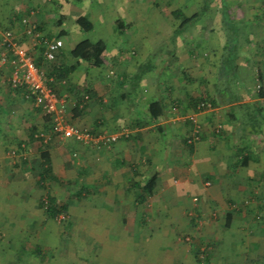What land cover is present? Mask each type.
Listing matches in <instances>:
<instances>
[{"label":"crops","instance_id":"1","mask_svg":"<svg viewBox=\"0 0 264 264\" xmlns=\"http://www.w3.org/2000/svg\"><path fill=\"white\" fill-rule=\"evenodd\" d=\"M255 2L258 5L249 6L243 11L235 10L238 15L233 17L234 21L242 26V29H246L247 26L253 30L252 34L256 37L253 42L255 46L253 52L250 53L247 50L240 52L238 50L236 72L241 81L235 90L237 100L234 102L221 98L216 86L213 87L212 83L203 90L197 91L195 89H180V86L172 92H170V87L157 89L154 92L156 98L151 100L162 99L166 104L167 112L158 122L144 125L142 118L145 117V108L151 101L146 97L147 93L144 88L146 78H142L139 82L136 89L139 90V96L131 98L132 103L129 107L122 110L114 104L116 98H121L114 92L117 86L116 75L117 73H132L135 70L131 69L132 59L123 58L125 61L120 62L114 57L106 56L101 67H91L85 63L79 64L70 74L69 82L77 86L81 84L76 79L80 72H83L82 84L85 80L89 81L96 96L80 113L74 115L72 110L75 102L74 95L62 91L60 97L66 102L67 112H71L68 122L76 126H88L95 132H101L102 129H106L105 127L110 132H116L124 127V129L127 128L129 136L119 138L108 149H102L93 144H84L71 138L52 135L48 140L47 150L50 153L54 174L62 182L71 180V184L77 183L79 186H76L79 188L81 186L93 187L92 194L101 195L99 196L102 197V202H99V207H105L106 210L103 211V215L109 219L114 217V219L117 220L118 218L124 222L131 211L127 210V205L134 207L148 203L151 205L148 213L159 222L155 233L162 239L166 238L167 242L172 241L170 238L174 236L176 238V231L183 227L180 223L186 220L182 219L183 207L194 208L196 205H205V210H208V206L212 205V207L219 208L217 211L220 216L218 222L222 227L221 231L224 233L227 231L230 237L235 238V241L240 239L237 240V243H241L242 240L244 242V238H246V249L248 250L252 244H257L254 252L262 251V248L264 250V103L260 102L255 95L256 73L253 75L250 72L246 79L241 77L239 73L245 62L259 61L260 64L256 72L259 70L264 76V0H255ZM231 4L240 6V0ZM232 12H234V8ZM222 13L228 15L226 16L228 18L232 15L229 11V3L226 7L220 5L216 7L210 16L212 20L209 19L210 22L204 21L203 25L199 27L200 29H195L196 32L191 33L189 45L192 48L187 51L190 56H188V60L194 59L198 55L199 50L196 51L193 47L200 49L202 45L208 44V34L202 31H214V29L221 28L222 24L225 23L223 18L220 20V17H223ZM240 13L243 16H240ZM78 15L79 13L76 14V16ZM42 17L40 15L38 19L40 29L45 30L47 26L49 29L50 25L46 23V18ZM63 23H58L59 26L54 30L55 34L59 30H64L61 28ZM70 31L72 32L71 29ZM252 34L245 33L244 41L246 38V41L250 42ZM23 37L25 38V35ZM62 37H67L70 45L73 44L74 46L77 43L74 42L76 38L73 37V33L70 35L66 32L59 38L62 40ZM126 38L127 36L121 42H124ZM62 42L63 45L56 57L65 63H71L72 59L69 58L64 48L65 42L63 40ZM222 42L223 40L221 45ZM23 43L24 45H31L29 41ZM107 47L108 44H106V53L109 52ZM2 51L3 48L0 45V54ZM111 64L118 69L120 68L111 84L106 83V81L105 84H102V81H98L96 85L92 82L91 77H89L91 71L102 70L104 66L107 68ZM10 71V65L0 66V158H5L8 149L17 148L20 142H27L24 151L21 153L22 158L26 159V154L31 150L30 145L34 146L39 153V141L35 139L30 141L29 132L33 128L43 129L44 121L42 115L34 109L29 101L24 100L19 93L9 88L8 76ZM189 76L195 79V76L191 74ZM200 77L202 76L197 78ZM182 81L192 84L184 78ZM136 90L133 93H136ZM201 93H207L220 102L211 110H203L196 114L198 122L201 123L202 136L193 143L192 150L188 151L182 140L188 134L190 124L187 120L185 122L177 121L178 117H174L171 108L172 105H178L184 110L190 111V114L194 111L187 105V98ZM115 94L116 96H114ZM122 99L124 100L126 97ZM257 102L260 103V109L255 110L254 118L251 119L244 111L252 103ZM159 125L162 126L161 130L157 128ZM218 125H221V129L216 132L215 128ZM251 125H254V128H251ZM241 154L247 156L248 161L244 165L239 164L234 167L235 159L240 158ZM5 162L7 177L9 173L18 172L21 178H24L23 173H25L32 180V182L25 184L19 180V177L18 180L13 179L14 181H11L12 178L7 179L6 177L4 179L6 187L24 191L27 190L26 186L37 187L35 185L37 167H26L28 162L22 160L21 156L16 160L13 158L8 160L7 157ZM131 168H133L134 173ZM153 173L158 175L153 193L147 196L143 203H135L130 181L133 179L143 183ZM103 176L104 178H101ZM60 184L63 185L64 183L60 182ZM96 184H99L97 187L100 192L107 190L106 195L99 193L95 188ZM108 189H110V193ZM107 194L108 198L105 197ZM26 198L27 196L24 195L23 200ZM118 205L122 206L119 208ZM111 206L114 207L110 210ZM15 207L22 210V213L19 212L21 215L30 211L22 202L16 204ZM70 210L71 205L69 203L68 213L71 212ZM31 211L37 215V219H41L42 216L44 218L42 210L38 207V200L33 203ZM261 211H263L262 214ZM255 213H260L263 216L260 218V223H254ZM228 214L231 215V218L227 226ZM174 220L178 223L177 226ZM190 223L196 225L195 218L191 219ZM210 225L212 224L210 223ZM164 245L168 246L169 244L165 243ZM260 248L261 250H259ZM130 257L133 258L131 253ZM134 260L130 259V264Z\"/></svg>","mask_w":264,"mask_h":264},{"label":"rangeland","instance_id":"2","mask_svg":"<svg viewBox=\"0 0 264 264\" xmlns=\"http://www.w3.org/2000/svg\"><path fill=\"white\" fill-rule=\"evenodd\" d=\"M234 1L238 0H0V27L8 26L18 42L25 48H30L33 56L36 54V49L35 47L32 49L29 44L24 45L23 42L29 40L26 36L23 37V32L21 33L23 26L20 20L23 17H28L31 22L38 23L41 15L46 18V23L50 25L49 29L47 26L45 30L39 31L41 35H51V38H55L54 30L59 26L57 23L59 20L60 23L64 22L61 28L70 35L73 33V37L76 38L74 42L84 38L102 39L108 44L109 52L106 53V56L114 57L120 62L125 61L123 58L132 59V70L141 62L143 64L153 62L156 68L146 74L145 77L147 78L144 81L146 97L151 100L156 98L154 92L161 88L170 87V92H172L178 86L181 87L180 89H195L196 91L203 90L211 83L214 87L221 48L226 42L228 43V50L232 48L233 43H237L236 48L240 52L244 50L253 52L255 47L253 42L256 38L252 34L253 30L247 26L246 29H242V26L234 21L233 17L238 15L235 10L243 11L244 8L258 4L255 0H240V6H235L231 4ZM228 3L232 15L228 18L226 17L228 15L224 14L225 12L222 13L223 17L221 16L220 20L223 18L225 23L222 24L221 28L214 29V31H202L208 34V44L202 45L200 49L193 47L194 50H199L198 55L194 59L188 60L187 51L192 48L189 45L191 33L196 32L195 29L202 26L204 21L210 22L212 20L210 16L216 7L219 5L226 7ZM177 8H180L185 16H189L201 8L204 12L171 41L169 40L171 32L178 24V20L171 12ZM233 8L234 12H232ZM78 13L86 15L92 21L93 29L91 31L77 30L73 17ZM240 16L243 14L240 13ZM117 17H121L127 25V38L124 42H121L123 39L113 31ZM248 32L252 34L251 39L250 42H245L244 34ZM62 40L65 42L64 48L68 54L73 44L70 45L67 37H62ZM250 43L251 45H249ZM7 64L10 65L9 62ZM259 64V61L245 62V65L240 68V76L246 79L250 72L255 75ZM182 69L187 74L195 76L192 84L182 81L183 77L180 71ZM118 70L120 68L118 69L111 64L107 68L104 66L102 70L91 71L89 77L96 85L98 81H102V84H105V81L111 84ZM82 74L83 72H80L76 79L81 84L83 81ZM198 76L204 78L203 82L199 81ZM232 81L234 82L231 84L233 85L232 89L235 92L237 86L240 85L241 78L237 75L235 79L232 78L231 83ZM227 82L229 83V81ZM135 90L128 88V84L116 86L114 92L119 97L120 94L125 93L126 99L116 98L114 104L125 110L131 105V98L139 96V90L133 93ZM175 108H171V111L174 117H178L177 121L185 122L189 119L190 111H186L178 105ZM70 114L71 112L66 110L68 121H70ZM79 127L90 129L88 126ZM105 128L100 133H110L108 128ZM15 149V147L8 149L5 158H0V231L3 234V238L0 239V264H87V261L130 264V259L137 261L134 260V264H248L250 263L249 260L257 256L258 251L251 252L246 249V238H244V242L242 240L241 243H237V240L240 239L235 241V238L230 237L227 231V233L221 231L222 227L218 222L220 216L217 211L219 208L216 206L213 208L212 205L208 206V210H205V205H196L194 208L183 207L182 219H186L183 223L180 222L183 227L176 231V238L174 236L170 238L172 241L167 242L166 238L162 239L155 233L159 222L148 213L151 208L148 203L134 207L127 205V210L131 211L124 222L118 218L116 220L114 217L109 219L103 215V211L106 210L105 207H99V202H102L100 194H92L85 199L76 201V199L70 198V193L79 188L77 183L75 185H61L58 182H51L50 193L55 195L59 201L69 200L71 212L68 213V217L59 216L54 220H45L43 216L41 219H37V215L32 213L31 208L33 203L39 200L40 195L44 194V190H36L37 187L33 186H26L27 190L25 191L17 190V188L6 187L4 181L7 177L5 159L8 157V160L10 158L16 160L21 156L17 152L12 153ZM30 149L26 154L28 162L26 167L36 168L39 153L32 145H30ZM23 174L24 178H21L18 172L9 173L7 179L12 178L11 181H14L18 180L19 177V180L25 184L32 182L30 177L25 173ZM10 184L14 185L13 183ZM98 185L95 186L97 190ZM89 188L93 190V187ZM106 191H99V193L106 195ZM24 195L27 196L25 200H23ZM105 197L108 198V194ZM19 202H22L25 207L27 206L30 211L21 215L19 212L22 213V210L15 207ZM195 202L198 203V201ZM118 206L120 208L122 205ZM112 207L114 206H111L110 210ZM198 209L201 210L200 213H198ZM262 213L263 211H261ZM261 214L255 213L253 218L255 224L260 221L261 217L263 218ZM192 217L195 218L196 225L190 223ZM66 220L71 222L69 228H66ZM65 229H67L68 235H66ZM60 234L65 235L61 237ZM199 242L203 245L201 246L202 249L206 244L209 245L207 262L198 263L193 257L192 245H197ZM165 243L169 245H164ZM21 245H39L44 252L43 260L29 251L23 252L20 249ZM130 253L133 258L130 257ZM89 254L92 255L90 258ZM261 263L264 264V258Z\"/></svg>","mask_w":264,"mask_h":264},{"label":"trees","instance_id":"3","mask_svg":"<svg viewBox=\"0 0 264 264\" xmlns=\"http://www.w3.org/2000/svg\"><path fill=\"white\" fill-rule=\"evenodd\" d=\"M225 7V6H224ZM203 8L200 10L192 13L189 16H185L183 14V11L180 8H177L171 12L173 16L178 20V24L175 25L173 28L171 35L169 37V40L173 41L174 38L179 35L184 29L188 27L189 24H192V22L196 21L198 17L203 13ZM179 18V19H178ZM58 23L59 20L57 21ZM36 28L38 31H40L39 24L36 23ZM74 24L79 28L80 31L83 32H89L93 29V23L92 21L84 14H79L74 18ZM127 25L125 21L121 17H117L115 20V26H114V32L119 35L122 39L126 37L127 33ZM66 34L65 30H59L58 33H56L54 36L55 38H59L62 35ZM42 38L45 39H51V35H43ZM41 38V39H42ZM247 39L245 38V41ZM232 48L228 50V43L226 42L225 45H222L221 48V54L219 57V63L217 67V73L215 77L216 81V88L217 92L221 96V98L229 101L234 102L237 100V95L232 89L234 84V80L231 83L232 78L235 79L237 76V43L232 44ZM35 56H34V62L36 66L40 68H44L46 71V76L49 79L47 84L54 90V92L57 94V96L60 97L62 91H67L69 93H72L75 98L74 106H73V113L74 115H77L80 113L89 103V101L96 96L95 90L91 83L87 80L80 85H73L69 82V76L71 73L74 72V70L77 68V66L81 63H85L91 67H101L106 58V44L102 39L98 40H91L89 38H84L79 40L68 52V56L70 59H72L71 63H65L63 60H59L56 53L55 58L53 61H46L43 57V50L44 45L43 43L35 46ZM60 50V49H59ZM232 55V56H231ZM226 67V70H224ZM156 68L155 63H146L143 64V62L139 63L138 66L135 68V70L130 74H124V73H117V86H123L124 84H128V88L137 89L139 86V82L142 78L145 77L147 73L154 71ZM223 70V71H222ZM181 75L182 77L188 81L193 82L195 79L190 77L187 72L182 69ZM148 76V75H147ZM121 78V79H118ZM256 81H255V95L260 100V102L264 103V76L262 75L261 71L259 70L256 72ZM200 82H203L204 78L200 77L198 78ZM228 79V80H227ZM229 81V83L227 82ZM8 86L12 90L19 93L24 100H26L23 97V90L21 88H12L11 84L8 81ZM235 86V85H234ZM121 98H125L126 94L122 93L120 94ZM29 101V100H26ZM30 102V101H29ZM220 101L215 100L214 97H210L207 93H201L197 96H189L187 98V105L192 108V111H197V106L200 104H203L202 110H207L206 103H209L211 107L217 106ZM31 103V102H30ZM177 107V105H172V109ZM260 109V103H252L251 106H248L244 112H246L247 116H249L251 119L254 118V112L255 110ZM36 111L40 113V109L37 107H34ZM176 109V108H175ZM167 110H166V104L162 99H154L151 100L146 108H145V117L142 118V124L147 125L151 123H156L160 120L162 116H165ZM172 112V111H171ZM253 114V115H252ZM44 125L43 129L37 130L36 128H33L29 132V139L32 140H38L40 144L39 148V164L37 166V176L35 180V185L38 189H43L44 194H41L38 200V207L42 210L44 219L45 220H54L59 218V216L62 217H68V208L69 203L68 201H59L54 195H52L49 191V186L51 182H58V183H64L65 185H70L72 183L71 180H66L65 182H62L61 179H59L53 172L52 168V162L50 158V153L47 150V144L48 140L52 135H56L52 132V125H51V117L50 116H42ZM187 122L190 124L189 126V132L188 134L183 137V143L185 147L188 149V151H191L193 148L194 142H188L190 138L192 137V122L190 119H187ZM252 124V123H250ZM221 127V125H220ZM215 128L216 132H219L221 128ZM160 130L162 129V126H157ZM251 128H254V125H251ZM92 133H99L95 132L94 130L89 129ZM43 134L41 136L40 134ZM129 134V133H128ZM49 137L46 141H44L45 137ZM129 136V135H127ZM202 136V130L198 134V140ZM126 137V136H121ZM120 137V138H121ZM197 140V141H198ZM196 142V141H195ZM27 145V142H20L17 148L15 149V152L17 154L21 155V159L26 161L25 158H22V152L24 151V146ZM241 152V150H239ZM241 157L238 159H235L234 167L236 165H244L248 161V157L241 154ZM133 173L134 170L131 168ZM157 173H153L148 178H146L143 183L141 181H130V187L133 188L134 192V201L137 204H141L146 200V197L151 195L153 193V189L156 183L157 179ZM92 195V190L88 186H81L79 189L73 191L70 193V198L74 199H85L86 197H89ZM231 218V215H227V223L226 225H229V220ZM192 220L194 217L191 218ZM260 220V219H259ZM259 223L261 222L258 221ZM71 226V222L69 220H66V228H69ZM66 235H68L67 229H65ZM61 237H63L65 234H60ZM3 238V234L0 231V239ZM193 239V238H191ZM198 240V239H193ZM202 243L199 242L197 245H192L191 251L193 253V257L198 263L207 262L209 259V252L207 251L209 245H205V247L202 249L201 245ZM257 245V244H256ZM256 245L252 244L250 245L251 248L249 251L254 252ZM20 249L25 252L29 251L32 254H36L40 260H43L44 252L40 248L39 245L34 246H27V245H21ZM261 250V248L259 249ZM256 257L254 259L249 260L250 263L248 264H262L261 260L264 258V250L262 248V251H258L256 253ZM89 258L92 256L91 254L88 255ZM87 264H108V263H101L96 261H87Z\"/></svg>","mask_w":264,"mask_h":264},{"label":"built area","instance_id":"4","mask_svg":"<svg viewBox=\"0 0 264 264\" xmlns=\"http://www.w3.org/2000/svg\"><path fill=\"white\" fill-rule=\"evenodd\" d=\"M23 33L28 38L31 47L43 43V57L46 61H53L56 53L62 47L63 42L60 38L45 39L36 28L35 22H31L28 17L21 20ZM42 38V39H41ZM0 45L3 51L0 54V66L9 62L11 71L8 81L12 88H21L23 97L29 100L33 107L40 109L42 116L51 117L52 132L62 138H71L84 144H93L101 148H110L121 136H127L128 130L122 129L110 133H92L89 129L76 126L68 122L66 118V102L57 96L54 90L47 84L48 78L44 68L36 66L34 56L29 49L22 46L13 31L8 27H0ZM9 55V56H8ZM203 104L197 106V111L188 115L192 122V137L188 142L198 140L201 125L197 120L196 114L203 111ZM207 110L213 107L206 103ZM218 125L216 128H219ZM43 136V134H40ZM48 137L46 136L44 141ZM15 153V151H12Z\"/></svg>","mask_w":264,"mask_h":264}]
</instances>
